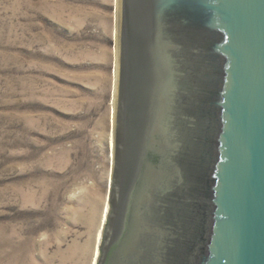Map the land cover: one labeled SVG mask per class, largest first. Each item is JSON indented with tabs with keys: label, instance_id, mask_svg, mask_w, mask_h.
Masks as SVG:
<instances>
[{
	"label": "water",
	"instance_id": "95a60500",
	"mask_svg": "<svg viewBox=\"0 0 264 264\" xmlns=\"http://www.w3.org/2000/svg\"><path fill=\"white\" fill-rule=\"evenodd\" d=\"M96 264H264V0H117Z\"/></svg>",
	"mask_w": 264,
	"mask_h": 264
},
{
	"label": "rangeland",
	"instance_id": "374dc122",
	"mask_svg": "<svg viewBox=\"0 0 264 264\" xmlns=\"http://www.w3.org/2000/svg\"><path fill=\"white\" fill-rule=\"evenodd\" d=\"M116 7L0 0V264H92L96 247L100 254L114 160Z\"/></svg>",
	"mask_w": 264,
	"mask_h": 264
},
{
	"label": "bare ground",
	"instance_id": "6f19581e",
	"mask_svg": "<svg viewBox=\"0 0 264 264\" xmlns=\"http://www.w3.org/2000/svg\"><path fill=\"white\" fill-rule=\"evenodd\" d=\"M113 147H114V144H113ZM113 154H114V151H113ZM107 211H108V206H107ZM107 211H106V213H107ZM104 213L105 212H103V219H102V222L104 221V219H105V215H104ZM99 237H100V233H99V236H98V241H99ZM97 241V242H98ZM100 243V242H99ZM97 254H98V250H97V247H96V255H95V258H94V261H93V263L92 264H96V262H97Z\"/></svg>",
	"mask_w": 264,
	"mask_h": 264
}]
</instances>
